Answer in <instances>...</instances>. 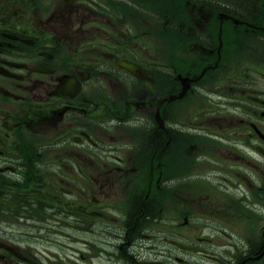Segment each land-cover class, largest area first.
<instances>
[{
  "label": "flooded vegetation",
  "instance_id": "af4514ba",
  "mask_svg": "<svg viewBox=\"0 0 264 264\" xmlns=\"http://www.w3.org/2000/svg\"><path fill=\"white\" fill-rule=\"evenodd\" d=\"M0 264H264V0H0Z\"/></svg>",
  "mask_w": 264,
  "mask_h": 264
},
{
  "label": "rangeland",
  "instance_id": "374dc122",
  "mask_svg": "<svg viewBox=\"0 0 264 264\" xmlns=\"http://www.w3.org/2000/svg\"><path fill=\"white\" fill-rule=\"evenodd\" d=\"M158 36L159 35H158V31L157 30H152L147 35H145L146 39L147 40H150L152 47L155 48L156 50H157V40H158ZM154 52H155V50H154ZM44 257H47V256H44Z\"/></svg>",
  "mask_w": 264,
  "mask_h": 264
},
{
  "label": "water",
  "instance_id": "95a60500",
  "mask_svg": "<svg viewBox=\"0 0 264 264\" xmlns=\"http://www.w3.org/2000/svg\"><path fill=\"white\" fill-rule=\"evenodd\" d=\"M123 65L131 70H140L142 71V69L136 65V64H133V63H128V62H124Z\"/></svg>",
  "mask_w": 264,
  "mask_h": 264
}]
</instances>
